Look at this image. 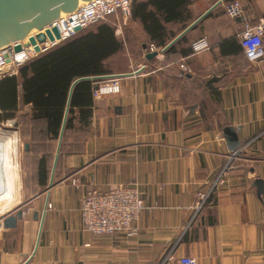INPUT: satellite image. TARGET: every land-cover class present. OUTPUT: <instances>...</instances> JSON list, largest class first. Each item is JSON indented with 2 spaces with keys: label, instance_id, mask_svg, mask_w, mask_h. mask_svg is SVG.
I'll return each instance as SVG.
<instances>
[{
  "label": "crops",
  "instance_id": "1",
  "mask_svg": "<svg viewBox=\"0 0 264 264\" xmlns=\"http://www.w3.org/2000/svg\"><path fill=\"white\" fill-rule=\"evenodd\" d=\"M236 1L250 25L264 22V0ZM118 16L114 34L122 48L104 66L120 75V92L92 101L87 127L67 138L58 159L59 140L51 154H28L32 180L7 211L21 210L22 217L12 229L0 221V264H178L181 257L264 264V194L254 185L264 182V53L256 61L245 57L240 21L227 18L223 0H190L187 21L164 24L166 45L150 58L140 22ZM182 34L176 51L166 53ZM201 37L210 49L193 55L190 43ZM181 60L188 72L178 69ZM17 106L18 117L30 113L20 90ZM228 127L237 138L233 150ZM40 158L48 159L43 184ZM222 171L223 184L213 186ZM118 185H136L145 204L134 234L85 231L82 195ZM209 189L195 210L198 194Z\"/></svg>",
  "mask_w": 264,
  "mask_h": 264
},
{
  "label": "trees",
  "instance_id": "2",
  "mask_svg": "<svg viewBox=\"0 0 264 264\" xmlns=\"http://www.w3.org/2000/svg\"><path fill=\"white\" fill-rule=\"evenodd\" d=\"M230 1L233 0L223 3ZM189 4L190 0H132L129 20H138L149 35L151 43L146 47L147 52L166 45L163 25L185 23ZM115 24L113 15L96 22L21 65L16 74L0 79V123L15 117L19 90L23 104L30 106V113L22 116L28 127H32L28 153L51 154L50 146L61 135L58 159L65 152L67 138L84 132L91 114V92L105 81L97 77L111 75L105 70L104 62L122 48L115 38ZM182 26L184 29L185 25ZM184 40L182 34L165 52L173 53ZM37 173L43 184L47 179L48 159L40 158Z\"/></svg>",
  "mask_w": 264,
  "mask_h": 264
},
{
  "label": "built area",
  "instance_id": "3",
  "mask_svg": "<svg viewBox=\"0 0 264 264\" xmlns=\"http://www.w3.org/2000/svg\"><path fill=\"white\" fill-rule=\"evenodd\" d=\"M132 0H89L78 4L77 8L69 13H61L51 24L41 31L34 29L35 33L28 36L25 41L10 43L8 46L0 48V79L6 75H14L18 68L55 47L67 39L74 37L80 31L90 25L106 21L109 16H120L123 21L131 17ZM223 10L227 18L232 21H240L241 30L237 37L245 57L249 61H256L260 58L263 51L264 22L256 25H250L248 17L244 14L241 4L236 1L223 3ZM52 29H56L58 38L55 37ZM49 31L53 40L46 35ZM43 33L45 41L30 44L29 38L36 34ZM15 45L20 46L19 51H14ZM37 47L38 50H35ZM192 54H198L210 49V45L205 37H201L190 43ZM154 50L150 48V53ZM253 53L251 56L249 53ZM141 70L144 66L139 67ZM178 69L188 72L184 61L178 65ZM120 75H106L104 82L94 88L91 92L93 102L103 100L107 96L115 95L120 92ZM224 171L213 182V186L222 185ZM71 186L78 188V180L71 179ZM207 193H199L195 210H199L209 196ZM50 205L48 204V207ZM145 208L141 193L136 185H118L112 189L101 191L91 190L84 193L79 204V218L82 228L97 236H108L119 233L133 235V223L138 219L139 214ZM172 259L170 254L165 260ZM178 264H197L196 259L191 257H181Z\"/></svg>",
  "mask_w": 264,
  "mask_h": 264
},
{
  "label": "water",
  "instance_id": "4",
  "mask_svg": "<svg viewBox=\"0 0 264 264\" xmlns=\"http://www.w3.org/2000/svg\"><path fill=\"white\" fill-rule=\"evenodd\" d=\"M89 0H0V48L8 46L10 43L24 40L31 29L41 31L57 19L61 13H69L75 10L79 2ZM56 38L58 34L56 29H52ZM46 35L53 40L49 31ZM45 41V35L38 33L35 37H30L29 42L35 45V42ZM20 46L15 45L14 51H19ZM35 50H38L37 47ZM156 52L147 55V58L155 56ZM63 128L61 129L62 133ZM227 145L232 150L236 148L237 138L233 128L228 127L224 131ZM61 135L59 137V144ZM27 150V145H25ZM258 191L257 194H264V182L255 180ZM22 217V211L16 210L13 214H6L1 218V226L4 229L15 228L16 223Z\"/></svg>",
  "mask_w": 264,
  "mask_h": 264
},
{
  "label": "rangeland",
  "instance_id": "5",
  "mask_svg": "<svg viewBox=\"0 0 264 264\" xmlns=\"http://www.w3.org/2000/svg\"><path fill=\"white\" fill-rule=\"evenodd\" d=\"M121 19V18H120ZM121 22H125L123 21V19L120 20ZM129 19L126 20V23H128ZM19 115V111L15 112V117L12 119H9L8 121H3L0 123V133H4V134H9L11 136H14L15 140H16V164L18 166V189H17V200L15 202H13L7 209H4L2 211H0V221L1 218L6 215L8 212V210H10L11 208L18 206L19 202H20V195H21V188H22V184L24 186H28L29 184L28 181L32 180V169L34 167V161L32 160V158H30V156L28 155V151H25V143H31V139L29 134H31L32 131V127L29 126L28 127V123L26 121V119L21 118L19 119L18 117ZM17 119V120H16ZM13 121V122H12ZM31 144L27 145L30 147ZM54 146V143H52V147ZM51 151V148L50 150ZM3 204L0 203V208ZM11 214V213H8Z\"/></svg>",
  "mask_w": 264,
  "mask_h": 264
},
{
  "label": "bare ground",
  "instance_id": "6",
  "mask_svg": "<svg viewBox=\"0 0 264 264\" xmlns=\"http://www.w3.org/2000/svg\"><path fill=\"white\" fill-rule=\"evenodd\" d=\"M81 4V2H79ZM35 33L31 29L24 38ZM16 140L14 136L0 133V203L3 204L0 211L8 208L15 200L18 185V167L15 164Z\"/></svg>",
  "mask_w": 264,
  "mask_h": 264
},
{
  "label": "clouds",
  "instance_id": "7",
  "mask_svg": "<svg viewBox=\"0 0 264 264\" xmlns=\"http://www.w3.org/2000/svg\"><path fill=\"white\" fill-rule=\"evenodd\" d=\"M252 54H253V53H251V52L249 53L250 56H251Z\"/></svg>",
  "mask_w": 264,
  "mask_h": 264
}]
</instances>
